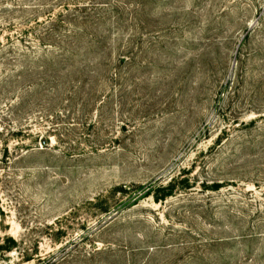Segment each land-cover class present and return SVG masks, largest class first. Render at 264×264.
I'll list each match as a JSON object with an SVG mask.
<instances>
[{
  "label": "rangeland",
  "instance_id": "1",
  "mask_svg": "<svg viewBox=\"0 0 264 264\" xmlns=\"http://www.w3.org/2000/svg\"><path fill=\"white\" fill-rule=\"evenodd\" d=\"M0 264H264V0H0Z\"/></svg>",
  "mask_w": 264,
  "mask_h": 264
},
{
  "label": "trees",
  "instance_id": "2",
  "mask_svg": "<svg viewBox=\"0 0 264 264\" xmlns=\"http://www.w3.org/2000/svg\"><path fill=\"white\" fill-rule=\"evenodd\" d=\"M5 154H6V155L9 154V148H8V147L5 148ZM19 157H21V159H22V157H24V156H21V155H20ZM19 157H18V158H19Z\"/></svg>",
  "mask_w": 264,
  "mask_h": 264
}]
</instances>
